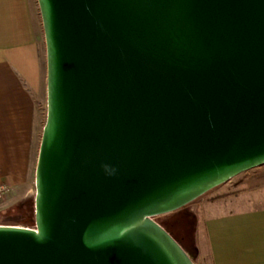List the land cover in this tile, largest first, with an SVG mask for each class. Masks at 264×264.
I'll return each mask as SVG.
<instances>
[{"label":"water","instance_id":"obj_1","mask_svg":"<svg viewBox=\"0 0 264 264\" xmlns=\"http://www.w3.org/2000/svg\"><path fill=\"white\" fill-rule=\"evenodd\" d=\"M32 227L0 264H195L154 218L264 164V0H37Z\"/></svg>","mask_w":264,"mask_h":264},{"label":"crops","instance_id":"obj_2","mask_svg":"<svg viewBox=\"0 0 264 264\" xmlns=\"http://www.w3.org/2000/svg\"><path fill=\"white\" fill-rule=\"evenodd\" d=\"M43 86L30 1L0 0V181L12 193L29 191L31 151L44 123L38 103ZM204 211L211 264H264V206Z\"/></svg>","mask_w":264,"mask_h":264},{"label":"rangeland","instance_id":"obj_3","mask_svg":"<svg viewBox=\"0 0 264 264\" xmlns=\"http://www.w3.org/2000/svg\"><path fill=\"white\" fill-rule=\"evenodd\" d=\"M30 5L33 11V16L35 20V24L37 27V38L39 42V50L41 53V63H42V76L44 80V90L42 91L41 98L39 100V108L40 113L43 119L45 120L46 115V93H45V81H46V53H45V43H44V35L42 29V23L39 13V8L37 4V0H29ZM36 134V142L34 148L31 151V160H30V169H29V191L25 189H20L16 193H12L9 191L4 197L0 199V224L10 222V219L5 218L7 212H12L16 216V222L18 224L27 227H32L31 224H25L22 219L23 216L30 215L31 211V203L33 202L34 197V167L36 162L37 150L40 141V135L42 129L38 128ZM217 199V201H215ZM208 204V202H211ZM215 201V202H214ZM30 204L27 207L26 204ZM207 205V206H206ZM205 206L208 208L203 210ZM248 206H264V164L258 167H254L247 171H244L228 181L219 184L210 190L206 191L199 197L195 198L185 206L174 210L172 212H168L162 215L155 216V220L162 222L163 220L170 218L176 211H188L194 215L196 219L194 225V231H192L191 241L192 246L190 248H186V251L189 253L191 259L195 264H203L201 262L202 258L206 256L205 253L199 252L201 249V236L202 233L199 230L198 235L196 232V226L199 222V225L202 224V213L203 211L206 214H213L217 212L227 211L231 208H246ZM22 222H21V221ZM19 221L21 223H19ZM24 223V224H23Z\"/></svg>","mask_w":264,"mask_h":264},{"label":"trees","instance_id":"obj_4","mask_svg":"<svg viewBox=\"0 0 264 264\" xmlns=\"http://www.w3.org/2000/svg\"><path fill=\"white\" fill-rule=\"evenodd\" d=\"M26 205L27 207H29L30 204L28 203ZM30 208H31L32 213L30 215L28 214L26 216H23L24 218L22 219V221H24L25 224H31L33 226L34 225L33 202L31 203ZM7 214L8 215H6L5 218L10 219V222H6L2 224H10V225L18 224L16 222L17 215H14V213L9 212V211L7 212ZM20 221L19 223L22 222ZM195 221L196 219L194 218V215L192 213L188 211L178 210L170 218H167L163 220L162 222L160 221H157V222L169 232V234L181 245V247H183L186 250V248H190L192 246L191 233L192 231H194ZM202 225L203 224L199 225V222H198L196 226L197 235H198L199 230L202 233L201 240H200L201 249L199 250V252L206 254V256L202 258L201 262L203 264H211V259H210L208 248H207L205 230Z\"/></svg>","mask_w":264,"mask_h":264},{"label":"built area","instance_id":"obj_5","mask_svg":"<svg viewBox=\"0 0 264 264\" xmlns=\"http://www.w3.org/2000/svg\"><path fill=\"white\" fill-rule=\"evenodd\" d=\"M10 191V186L4 181H0V199L8 194Z\"/></svg>","mask_w":264,"mask_h":264}]
</instances>
